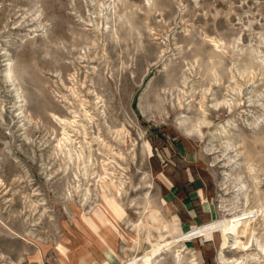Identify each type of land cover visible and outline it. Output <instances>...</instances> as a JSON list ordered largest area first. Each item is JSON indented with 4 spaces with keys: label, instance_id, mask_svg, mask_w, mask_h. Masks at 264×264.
<instances>
[{
    "label": "rangeland",
    "instance_id": "1",
    "mask_svg": "<svg viewBox=\"0 0 264 264\" xmlns=\"http://www.w3.org/2000/svg\"><path fill=\"white\" fill-rule=\"evenodd\" d=\"M63 130L73 154L84 147L80 169L59 150ZM105 173L120 194L100 188ZM182 174L205 181L206 219L254 209L246 262L264 264V0H0V264H100L104 248L131 264L145 229L177 234ZM102 195L120 232L99 249L87 234ZM213 237L207 262L192 237L174 243L186 241L182 264H220Z\"/></svg>",
    "mask_w": 264,
    "mask_h": 264
},
{
    "label": "bare ground",
    "instance_id": "2",
    "mask_svg": "<svg viewBox=\"0 0 264 264\" xmlns=\"http://www.w3.org/2000/svg\"><path fill=\"white\" fill-rule=\"evenodd\" d=\"M216 46H217V44H216ZM18 94L19 93H17V95ZM18 96H20V95H18ZM85 114H86V112H85ZM60 121H62L63 124H65L66 126H70V127L74 126L73 124L76 123L75 119L71 120V119H67V118H60ZM185 128H186L185 132H187L186 135L191 136L192 135V132H191L192 128L191 127L190 128L185 127ZM66 130H63V137H61L58 141L59 150L65 154V158H67V160L69 162L76 164L77 169H80L79 165L82 163V166H84L83 163L85 164V161L83 160L84 156L82 154V151H83L82 149L84 147L81 148L80 151L77 150V152L75 154H73L72 148H74L75 146L72 148L67 146V144L72 143V139H71L70 133H68L67 132L68 130L67 131ZM73 130H74V128H73ZM198 133H200V132H198ZM78 148H80V147L78 146ZM71 163H69V164H71ZM84 173H86V172H84ZM105 174L106 175L103 174L104 176H101V175L99 176L98 181L100 184V188H102V189L112 188L116 193L120 194L121 188H122L121 186L123 183L121 181V179L119 181V179L116 180V178L114 179L113 177H110L107 173H105ZM105 176L106 177L109 176L108 177L109 179L107 180ZM86 190H87L86 192L88 193L89 188H86ZM86 192L83 194V196L87 195ZM101 199L107 203L108 210L105 208L104 209L106 211L110 212L113 219H110L107 217V215L105 213L106 211L101 208L102 205L99 202L97 204L99 216L91 215L92 220L94 222H96V224L99 227V230L95 231L94 229H92L85 220L88 227L91 228L93 235L87 234L86 231H84L87 234V236L91 239L92 246L94 248H99V249L104 247V242H103L102 238H104V239L107 238L108 234L113 232V231L116 232L117 234H119L118 232H120L118 230L117 225H116V221H120L118 202H116V199H114L112 202H110L107 200V198L104 195H102ZM260 210L261 209H258V212H260ZM253 212H254V209H248V210L245 209V210L238 212V213L229 214L228 215V216H230L229 218L225 217V216H222L219 218H214V219H212L206 223H203L200 226L192 227L189 230H187L186 232H183L181 234H174L171 230L172 226L170 223L168 224L166 222H161L160 227H157V226L155 227L156 231L158 232L157 236L152 234L150 229H148V230L145 229L147 232L144 234L143 240L146 242L147 246L145 248L143 247L144 249H142V252L140 253V257L135 258L131 264H159V262H160V264H164L163 260H160V258L162 256V259H165L163 257H165V254L168 251L172 252V262L170 264H182L183 263V257H184L182 253L186 249L180 248V247L176 248V246H174V243L178 242L179 239H182V238H190V237L194 238V237H197L199 235H205V236H207V235L216 236L217 235L218 237H220L219 238L220 240H218V241H220V243H219L220 247H219V250L217 253L218 261L220 264H242V263L249 264L246 262V260H247V258L250 257L251 254L248 253L247 250H248L249 246L251 245V243L255 237L254 236V230L255 229L252 227V225L250 226L251 218L253 216H255V214ZM102 219H105V221H106L105 225L102 223ZM151 220L159 223V220H161V219H159V216L156 213H153V214H151ZM140 225H141L140 223H138V224L132 223L131 226H133L135 229L140 231V229H142V227ZM149 227H152V226H149ZM229 233L230 234L231 233L232 234H241L245 238L241 239L239 236H235L234 240L232 241L229 239V236H228ZM140 238L141 237H139V236L134 237L132 243L133 244L137 243V246H139V244L141 243ZM259 247L261 248V251H263V258H264V244L263 243L260 244ZM226 248H229V249L234 248L236 250L242 251L243 253H241L239 256H236V257H234V256L226 257L224 255V250ZM194 260L195 259L192 258L189 261H191L190 262L191 264H197Z\"/></svg>",
    "mask_w": 264,
    "mask_h": 264
},
{
    "label": "crops",
    "instance_id": "3",
    "mask_svg": "<svg viewBox=\"0 0 264 264\" xmlns=\"http://www.w3.org/2000/svg\"><path fill=\"white\" fill-rule=\"evenodd\" d=\"M181 182V184L176 188V190L178 191L174 195L172 192V195H170L169 197V199H172L175 203L174 212L177 213V216L180 219V226L178 225L177 234H181L194 226H198L210 221V218L206 219L204 218L205 216L202 215L205 212V209L202 206L198 205L199 202H201L200 195L202 194L204 188H206V183L203 178L200 176H195L194 178L190 179L186 175L182 174ZM204 237L211 239L212 245H217L214 237L210 235L192 238L187 241V246L191 247L190 255H193L196 259H201V262H207L209 259H211V255L213 254L214 250L208 249V246H200V244L204 242ZM185 242L186 241L184 240L181 241V243H179V247L184 248ZM185 249L187 250L188 247H185ZM108 250H106V248L101 250L100 264H105L106 262H108L109 264H119L118 258L115 256V253L113 251H110V249L109 251L112 255H109ZM203 257H205V260L202 259ZM216 258L218 261L217 255ZM125 259H127V257ZM198 264H200V262Z\"/></svg>",
    "mask_w": 264,
    "mask_h": 264
}]
</instances>
